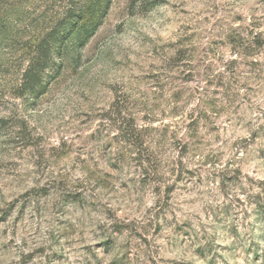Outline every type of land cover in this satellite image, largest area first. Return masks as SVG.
Wrapping results in <instances>:
<instances>
[{
    "label": "rangeland",
    "instance_id": "1",
    "mask_svg": "<svg viewBox=\"0 0 264 264\" xmlns=\"http://www.w3.org/2000/svg\"><path fill=\"white\" fill-rule=\"evenodd\" d=\"M0 0V264H264V0Z\"/></svg>",
    "mask_w": 264,
    "mask_h": 264
},
{
    "label": "trees",
    "instance_id": "2",
    "mask_svg": "<svg viewBox=\"0 0 264 264\" xmlns=\"http://www.w3.org/2000/svg\"><path fill=\"white\" fill-rule=\"evenodd\" d=\"M112 0H85V7L73 12L71 18H63L36 46L25 73L26 89L36 92L37 97L46 93L52 79L61 71V61L75 37L73 46L83 47L95 35Z\"/></svg>",
    "mask_w": 264,
    "mask_h": 264
}]
</instances>
